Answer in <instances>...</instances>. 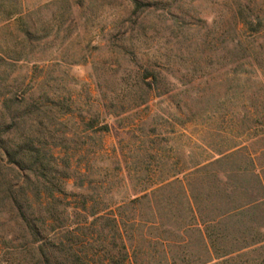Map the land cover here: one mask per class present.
I'll use <instances>...</instances> for the list:
<instances>
[{"label": "rangeland", "instance_id": "rangeland-1", "mask_svg": "<svg viewBox=\"0 0 264 264\" xmlns=\"http://www.w3.org/2000/svg\"><path fill=\"white\" fill-rule=\"evenodd\" d=\"M152 71L167 93L141 104ZM95 117L108 118L111 130L95 133ZM1 131L15 148L30 138L54 151L61 176L66 169L91 192L119 174L117 164L94 160L99 140L125 155L153 147L169 164L178 154L185 165L192 151L212 158L238 139L260 149L264 0H0ZM9 160L0 152V178L22 183ZM76 186L63 203L76 205ZM110 186L101 191L127 195ZM9 213L0 204V215ZM4 217L0 247H12L18 242L5 245L3 236L17 228ZM217 264H264V249Z\"/></svg>", "mask_w": 264, "mask_h": 264}, {"label": "trees", "instance_id": "trees-1", "mask_svg": "<svg viewBox=\"0 0 264 264\" xmlns=\"http://www.w3.org/2000/svg\"><path fill=\"white\" fill-rule=\"evenodd\" d=\"M147 74L141 104L167 93L160 72ZM90 128L102 134L112 124L95 117ZM4 134L0 152L24 181L0 178V204L10 209L2 216L12 215L17 228V234L12 227L6 231L4 242H18L0 247V264H217L264 249L263 146L252 149L238 139L215 149L212 158L192 151L185 165L177 153L169 164L153 147H130L125 155L99 140L94 160L117 164L119 174L96 180L91 192L84 183H71L66 169L61 176L54 151L30 138L15 148ZM107 184L127 195L108 196L101 191ZM74 186L80 190L76 205L63 203Z\"/></svg>", "mask_w": 264, "mask_h": 264}]
</instances>
